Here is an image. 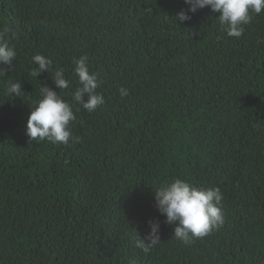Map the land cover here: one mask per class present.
Returning a JSON list of instances; mask_svg holds the SVG:
<instances>
[{"label":"trees","instance_id":"1","mask_svg":"<svg viewBox=\"0 0 264 264\" xmlns=\"http://www.w3.org/2000/svg\"><path fill=\"white\" fill-rule=\"evenodd\" d=\"M188 9L0 0V31L17 52L12 71L0 65V264H264V10L235 38L219 13ZM180 11L191 19L176 22ZM36 54L53 62L37 78ZM81 56L105 99L92 113L72 99ZM59 68L67 89L53 83ZM16 82L23 92L10 96ZM39 82L73 103L67 144L26 136ZM175 179L223 194L224 223L191 244L155 205ZM150 220L160 242L145 253L135 241Z\"/></svg>","mask_w":264,"mask_h":264},{"label":"clouds","instance_id":"2","mask_svg":"<svg viewBox=\"0 0 264 264\" xmlns=\"http://www.w3.org/2000/svg\"><path fill=\"white\" fill-rule=\"evenodd\" d=\"M189 5L188 12L195 13L198 9L210 8L219 13L218 19L229 37L240 38L245 26L250 24L253 13L259 15L264 10V0H185ZM191 19L185 11L175 16L176 22L184 23ZM17 56L15 46L10 44L7 29L0 31V65H7L12 71L13 61ZM37 67L31 70L35 78L52 70V60L42 54L32 57ZM74 73L78 78L79 87L73 94V103L79 104L89 113L105 102L104 96L97 93L100 86L99 74L90 71L88 58L81 56L74 59ZM6 69L0 66V77ZM53 83L56 89L70 87L71 82L65 78L64 69L54 71ZM40 85L41 98L31 111L26 125V136L29 140H48L52 143L67 144L72 137L71 124L76 120L73 103L64 100L57 91L47 85ZM10 96H21V82L10 83L7 89ZM120 95H128L127 89L121 87ZM75 111H79L76 108ZM78 141V138H75ZM155 205L166 217L165 222L174 224L173 237L185 244L203 238L224 223L223 194L219 188H197L191 183L175 179L161 185L154 191ZM150 231L143 238H136V247L149 252L160 242L158 221H148ZM130 264H135L131 261Z\"/></svg>","mask_w":264,"mask_h":264}]
</instances>
